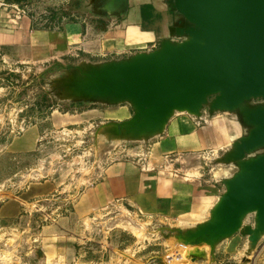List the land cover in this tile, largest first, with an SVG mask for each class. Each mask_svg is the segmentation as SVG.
Instances as JSON below:
<instances>
[{"label": "rangeland", "instance_id": "rangeland-1", "mask_svg": "<svg viewBox=\"0 0 264 264\" xmlns=\"http://www.w3.org/2000/svg\"><path fill=\"white\" fill-rule=\"evenodd\" d=\"M0 2L31 17L34 28L63 32L68 41V49L54 58L23 63L0 59V264H240L246 245L241 233L218 247L212 263L209 246L189 247L163 235L166 227L187 221L147 223L129 208L94 221L75 241L58 242L52 227H69L63 220L87 182L84 177L95 173L107 152L143 144L100 143L97 156L95 130L104 122L131 117L130 107L58 100L52 91L54 81L67 73V66L84 59L119 57L128 50L122 37L127 29L120 15L92 13L80 0ZM111 41L123 45L101 50L88 46ZM214 116L222 122L232 118L225 113ZM227 146H216L214 154ZM234 170L203 164V171L216 178ZM252 223L249 216L246 224ZM57 245L63 249L59 257L52 253ZM72 245L74 250L66 249ZM253 264H264V238Z\"/></svg>", "mask_w": 264, "mask_h": 264}, {"label": "water", "instance_id": "water-1", "mask_svg": "<svg viewBox=\"0 0 264 264\" xmlns=\"http://www.w3.org/2000/svg\"><path fill=\"white\" fill-rule=\"evenodd\" d=\"M127 2L111 0L104 9L120 7L121 16ZM169 2L181 22L156 48L67 66L52 91L71 104L130 107L131 117L95 130L97 152L100 143L146 146L179 113L198 120L229 114L241 133L207 160L212 167H235L219 178L224 191L208 218L166 227L163 235L189 247L209 246L214 263L218 247L241 233L240 264H252L264 238V0ZM249 216L252 224H246Z\"/></svg>", "mask_w": 264, "mask_h": 264}, {"label": "crops", "instance_id": "crops-1", "mask_svg": "<svg viewBox=\"0 0 264 264\" xmlns=\"http://www.w3.org/2000/svg\"><path fill=\"white\" fill-rule=\"evenodd\" d=\"M151 2L161 8L158 4L161 0H132L130 15L120 22L127 29L122 34L124 45L121 41H111L88 46L101 50V47L116 49L123 45L128 50L119 57L156 48L169 32L158 33L142 22L141 9ZM32 22L28 15L0 2V59L9 63L40 61L59 56L68 49L65 33L36 29ZM240 133L232 118L226 122L216 116L198 120L179 113L165 132L146 146L107 152L95 173L84 177L87 182L74 196L71 210L63 220L69 224L67 230L59 225L52 227L56 239L60 244L63 239L75 241L79 239L76 235L94 226V221L123 208L143 215L147 223L197 222L208 218L224 187L219 178L203 171V164L214 155L216 146L228 145ZM186 161L191 163L188 168L183 165ZM57 247L52 253L59 257L63 249ZM66 249L74 250V245Z\"/></svg>", "mask_w": 264, "mask_h": 264}, {"label": "flooded vegetation", "instance_id": "flooded-vegetation-1", "mask_svg": "<svg viewBox=\"0 0 264 264\" xmlns=\"http://www.w3.org/2000/svg\"><path fill=\"white\" fill-rule=\"evenodd\" d=\"M84 9L89 10L92 13H96L102 16H107L111 13L117 15L119 13L118 9L120 7H114L110 12L105 11L104 7L111 0H80ZM170 0H161L159 7L157 8L153 2L148 3L141 9V19L144 24L149 28H154L158 33L171 32V29L177 27L181 22L180 14L177 11H173L170 7ZM128 6L125 12L122 13V19L128 17L133 9L132 0H128Z\"/></svg>", "mask_w": 264, "mask_h": 264}]
</instances>
